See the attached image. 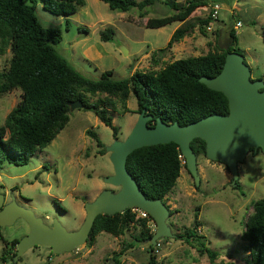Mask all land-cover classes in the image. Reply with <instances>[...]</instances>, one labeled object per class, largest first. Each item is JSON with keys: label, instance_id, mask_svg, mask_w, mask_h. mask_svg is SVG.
<instances>
[{"label": "rangeland", "instance_id": "obj_1", "mask_svg": "<svg viewBox=\"0 0 264 264\" xmlns=\"http://www.w3.org/2000/svg\"><path fill=\"white\" fill-rule=\"evenodd\" d=\"M203 1L204 4L196 6L180 23L185 26L186 33L172 42L174 48L170 46L161 53L157 48L165 45L176 20L156 27L144 25L149 16L173 11L161 0L144 6L143 11L136 7L127 10L109 8L102 0H84L66 16L68 21L64 15H54L36 1L34 14L41 26L60 30V40L53 44L55 50L90 78L98 77L105 69H110L113 77H127L134 69H154L173 58L221 49L227 45L230 27L234 28L236 36L234 46L243 54L250 76L264 78V0ZM214 1L220 4V9L217 17L209 20V4ZM206 18V22H201ZM236 19L239 24H235ZM199 25L203 33L199 31ZM106 26L113 31L110 39L103 40L99 30ZM120 45L127 53L120 50ZM151 52L156 55V60L150 57ZM9 56V47L0 42V70L7 66ZM79 90L86 102H104L111 122L117 126V138L127 134L138 113L132 91L123 103L117 96L104 92ZM19 99V88L0 93V123ZM86 129L94 131L104 145L113 139L111 128L92 110L74 107L69 109L65 124L26 163L3 161L0 164V192L4 193V200L12 195L17 203L30 207L47 223L55 216L66 228H76L84 216L83 202L92 199L102 188H117L102 180L104 175L112 172L108 151L101 152V147ZM237 165L235 186L230 184L231 175L223 162L199 153L196 156L199 183L194 184L182 166L179 177L164 196L170 210L166 221L172 232H180L189 226L194 212H198L197 233L204 235L207 247L217 251L213 259L200 253L196 242L189 243L174 236L156 239L150 249L148 239H133L139 226L129 223L118 235L99 231L92 240L86 239L69 251L51 253L44 245H34L14 261L6 255V261L0 259V264H110L114 253L122 264H146L151 253L156 263L161 264H245L239 235L253 212L254 200L264 197V154L260 150H248ZM149 225L153 231L154 223ZM26 231L27 225L19 217L11 224L0 226V235L5 240L0 238V256L9 248V240L19 238Z\"/></svg>", "mask_w": 264, "mask_h": 264}, {"label": "trees", "instance_id": "obj_2", "mask_svg": "<svg viewBox=\"0 0 264 264\" xmlns=\"http://www.w3.org/2000/svg\"><path fill=\"white\" fill-rule=\"evenodd\" d=\"M36 1H40L48 12L64 15L65 21H68L67 15L84 3V0H0V42L10 50L7 66L0 70V93L11 88L20 89V99L7 111L0 123V164L3 161L26 163L65 124L69 111L68 101L77 98L82 102L81 107L92 110L100 121L111 128L113 138H117V126L111 122L112 117L104 102H86L79 89L117 96L123 103L132 91L137 112L143 108L144 113L152 114L147 120L148 124H153L155 116L165 122L176 120L177 123L184 124L208 113L227 112L224 94L198 81V76H211L218 72L226 50L240 51L234 46L236 36L233 27L228 29L226 48H212L201 54L173 58L154 69H134L127 77H113L111 70L105 69L98 77L90 78L75 69L55 50L53 44L60 40V30L39 24L34 14ZM102 1L109 8L127 10L130 7L142 9L155 0ZM161 1L173 11L160 16H149L144 25L156 27L172 20L182 23L196 6L204 4L203 0ZM207 20L208 18L201 22ZM198 29L203 33L200 25ZM112 31L110 26H106L99 30V36L103 40L110 39ZM185 33V26L177 25L165 45L157 48V51L163 52ZM150 57L156 60V55L152 54ZM86 133L94 138L103 152L104 143L96 133L89 129H86ZM189 144L196 156L204 154L203 139L193 137ZM179 154L180 150L174 141L142 145L127 154L125 167L147 197L160 198L164 202V196L174 185L180 167H185L184 158ZM194 213L190 225L183 227L180 232H173V236L189 243L196 242L198 251L213 259L217 251L207 247L204 235L197 233L200 222L197 219L198 212ZM151 222L153 219L149 214L140 216L131 208L112 214L98 213L86 239L92 240L99 231L118 235L129 223H135L139 229L133 239L146 240L153 232L149 225ZM167 223L170 225L168 221ZM239 237V247L245 252L244 263L264 264V197L254 200L253 212ZM0 238L3 239L1 235ZM16 240L17 238L9 240L12 250L10 245L3 250L4 253L0 256L3 262L6 261V255L12 258ZM149 248L152 249L150 243ZM154 257L153 253L149 254L146 264H161L156 263ZM110 264H122L117 253L112 255Z\"/></svg>", "mask_w": 264, "mask_h": 264}, {"label": "water", "instance_id": "obj_3", "mask_svg": "<svg viewBox=\"0 0 264 264\" xmlns=\"http://www.w3.org/2000/svg\"><path fill=\"white\" fill-rule=\"evenodd\" d=\"M120 50L127 53L122 45ZM198 81L224 94L227 112L208 113L184 124L176 120L165 122L155 116L153 124H148L152 114L144 113L142 108L124 137L113 138L104 145L112 172L102 180L117 188H102L92 199L83 202L84 216L76 228H66L55 216L48 224L30 207L17 203L14 196L4 202V193L0 192V226L11 224L18 217L27 225V231L16 240L13 261L34 245H44L51 253L72 250L86 240L96 214H112L125 208L136 207L152 217L154 229L148 237L151 245L160 237L173 236L166 221L169 207L160 198L147 197L125 167L127 154L139 146L174 141L184 158L185 168L194 184H198L196 154L189 142L199 137L204 141V155L223 162L231 175L230 184L235 185L238 161L248 150L259 149L264 154V79L250 76V68L241 52L226 50L218 72L211 76L200 75ZM68 104L69 109L82 106L79 98L69 100Z\"/></svg>", "mask_w": 264, "mask_h": 264}, {"label": "built area", "instance_id": "obj_4", "mask_svg": "<svg viewBox=\"0 0 264 264\" xmlns=\"http://www.w3.org/2000/svg\"><path fill=\"white\" fill-rule=\"evenodd\" d=\"M219 9H220V4L218 2L214 1L211 4H209V8H208L209 20L214 19V18L217 17ZM235 24H239V20L238 19H236ZM207 28H209V25H207ZM179 155H181V154H179ZM131 209L132 210L133 209L136 210L137 214L140 215V216H145L146 215V212L141 210V209H139V208L133 207Z\"/></svg>", "mask_w": 264, "mask_h": 264}, {"label": "crops", "instance_id": "obj_5", "mask_svg": "<svg viewBox=\"0 0 264 264\" xmlns=\"http://www.w3.org/2000/svg\"><path fill=\"white\" fill-rule=\"evenodd\" d=\"M142 11H143V9H142ZM177 23H176V25H175V27L177 26V25H179L180 23H181V21H176ZM179 23V24H178ZM174 29V28H173ZM174 42V41H173ZM174 48V44L171 46V49H173ZM255 77H261V76H259V75H256ZM182 167V166H181ZM181 167H180V169H179V173H178V177H179V174L181 173ZM187 170V169H186ZM177 178V177H176Z\"/></svg>", "mask_w": 264, "mask_h": 264}, {"label": "flooded vegetation", "instance_id": "obj_6", "mask_svg": "<svg viewBox=\"0 0 264 264\" xmlns=\"http://www.w3.org/2000/svg\"><path fill=\"white\" fill-rule=\"evenodd\" d=\"M9 199H7V200H4V202H6V201H8ZM52 218V217H51ZM46 222V221H45ZM51 222V221H50ZM50 222L48 223V224H50ZM47 223V222H46ZM36 246V245H35ZM46 247V246H45Z\"/></svg>", "mask_w": 264, "mask_h": 264}]
</instances>
